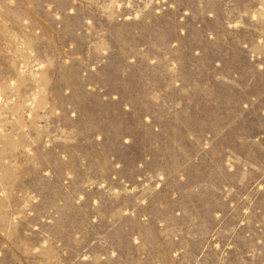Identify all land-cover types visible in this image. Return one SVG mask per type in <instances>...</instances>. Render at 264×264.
<instances>
[{"label": "rangeland", "instance_id": "1", "mask_svg": "<svg viewBox=\"0 0 264 264\" xmlns=\"http://www.w3.org/2000/svg\"><path fill=\"white\" fill-rule=\"evenodd\" d=\"M0 264H264V0H0Z\"/></svg>", "mask_w": 264, "mask_h": 264}]
</instances>
